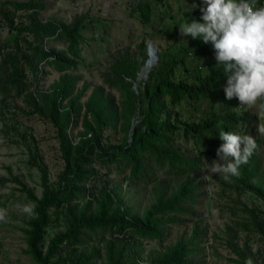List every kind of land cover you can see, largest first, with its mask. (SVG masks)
<instances>
[{
  "label": "rangeland",
  "instance_id": "1",
  "mask_svg": "<svg viewBox=\"0 0 264 264\" xmlns=\"http://www.w3.org/2000/svg\"><path fill=\"white\" fill-rule=\"evenodd\" d=\"M10 0H0V7L15 22H28L33 18L32 9L15 8ZM20 1V0H18ZM43 6L37 11V18L53 19L56 22L69 23L76 16H82L79 40V55L74 69L57 70L53 64L39 62L43 72L33 79L24 65L26 74L25 90L20 93L7 94L1 97L0 93V209L7 211L6 221L0 222V264H33L28 253L25 252L24 226L29 216L22 209L30 204L25 194L19 189V184L13 178L17 176L36 196L42 191L41 173L50 187L57 186L58 173L63 169L64 158L61 155L59 142L55 136L56 127L42 114L32 109V98L41 104L40 92L50 89L52 83L61 74L76 75L73 84L74 95L82 85L84 91L79 98L83 102L92 89L102 86V95L109 93L113 104L120 107L121 94L115 86H110L105 78L110 70L109 66L116 57L125 52L135 57L138 62L134 76L124 75V79L131 83L134 92H139L144 82L148 80V73L155 66L157 59L154 49V60L146 69V56L149 49L155 46L158 49H167L178 56L184 54L182 45H186L187 37L181 36V26L186 12L194 16L199 13L191 6L194 0H42ZM139 2H146L149 7V17L143 22L139 17ZM188 17V16H187ZM36 18V17H35ZM0 22L3 20L0 18ZM4 23H0V42L11 43L10 36ZM18 38L19 45H26L32 41L29 32H21ZM148 41H151V46ZM144 43L140 48L138 43ZM43 45L47 49L57 48L68 55L67 42L64 37L44 38ZM147 46V50H146ZM144 51V59H140L139 52ZM186 60V65L195 70L194 64L199 63L197 69H204L205 63L196 56L195 51ZM200 60V61H199ZM145 62V63H144ZM138 71V72H137ZM137 73V76L135 77ZM226 84L218 83V88H225ZM225 94V93H224ZM225 96V95H224ZM229 99L214 96L206 100H181L175 104L181 120L191 122L209 115L211 112L222 113L226 109L235 107ZM65 99L61 100L63 104ZM259 103V102H258ZM138 105V102H136ZM107 106V104H106ZM82 107L76 121L68 123L66 132L72 144L89 133L82 126ZM255 116L256 126L248 124V134L257 141V154L260 173L264 163V117L257 115L256 108L249 110ZM89 119V114L86 115ZM137 108L132 113L127 131L124 120L117 117L114 123H106L101 127V142L103 146H115L128 137L133 125L138 119ZM216 127V126H214ZM213 127V128H214ZM217 128V127H216ZM218 129V128H217ZM239 134L242 133V127ZM223 142L218 139L207 138L206 133L198 137L184 136L181 132L173 137L172 145L187 156H194L201 160L200 169L195 173V180H199L198 195L192 208L194 214H184V220L170 225L169 232L162 242L156 239H140L138 257L133 252L132 236L128 231L118 233L108 229H85L77 241L65 240L59 243L51 264H79L77 258L81 255H91L87 262L104 264L106 250L111 249L115 256L121 255L123 260L136 258L138 262H145L153 253L163 249L166 244L173 243L178 236H186L193 221L206 229L201 249L196 254L203 264H246L251 259L252 264H264V244L259 233L246 228L242 221L248 216L242 211V205L262 210L264 202L256 198L248 190L239 195L235 189L226 187L222 176L209 173V165L217 160L216 150ZM91 173L81 185V191L76 193L70 201L61 202L49 208V220L45 226L42 245L46 247L51 236L63 231L69 220L84 210L92 213L99 198L101 188L113 189L121 206H129L130 212L139 214L151 201L152 193L148 185H141L128 175L127 169L120 170V164L108 162L96 154L90 155ZM207 163V164H206ZM209 164V165H208ZM232 245L237 249L234 251ZM98 248V249H97ZM94 249L97 253L92 255Z\"/></svg>",
  "mask_w": 264,
  "mask_h": 264
},
{
  "label": "trees",
  "instance_id": "2",
  "mask_svg": "<svg viewBox=\"0 0 264 264\" xmlns=\"http://www.w3.org/2000/svg\"><path fill=\"white\" fill-rule=\"evenodd\" d=\"M199 13L194 16L186 12L185 20L191 23L202 20L201 7H205L202 0H194ZM15 8L32 9L30 15L34 17L28 22H15L9 18L0 7V18L3 20L10 36L11 43L0 42V93H20L25 90L24 65L31 76L36 78L43 72L39 62L51 63L57 70L74 69L77 63L81 39L80 27L82 16H76L69 23L56 22L46 18H37V11L44 5L42 0H10ZM139 17L145 22L149 17V7L146 2H139ZM188 16V17H187ZM36 17V18H35ZM29 32L32 41H26L25 47L19 45L21 32ZM64 37L67 42L66 55L63 51L44 47V38ZM143 47L144 43L139 42ZM182 56L167 49L157 48V62L148 73V80L144 82L139 92H134L131 83L124 79V75L132 77L138 66L135 57L125 52L114 59L109 66V74L105 81L115 86L121 94L120 107L113 104L110 95H102V86H95L87 98L80 102L85 85L74 94L73 84L76 75L63 73L52 83L49 90L40 92L41 104L32 98V109L47 118L55 127L61 155L64 158L63 169L58 173L57 186L50 187L41 173L42 191L36 196L17 176H13L19 184V189L25 194L30 204L34 206V215L25 219L24 240L25 252L28 253L33 264H51L59 243L65 240L77 241L85 229H108L123 233L128 231L133 238L131 246L136 257L140 251V239H156L162 242L169 232L170 225L184 220V214L192 215L195 211L193 203L199 194L197 189L199 180H195V173L200 169L201 160L194 156H187L178 151L173 145V137L178 133L184 136L198 137L206 133L207 138L219 139L221 130L245 135L248 124L256 126L255 116L249 111L242 112L235 108L224 110L222 113L211 112L209 115L188 122L181 120L174 108L181 100H206L214 96L225 97L224 89L218 88V83L226 84L223 65L217 66L216 52L213 45L204 43L201 39L187 36V44L182 45ZM147 50V46H146ZM194 50L196 56L205 63L206 69H197L199 63L194 64L195 70L186 65V60ZM146 54V53H145ZM144 51L140 50V59H144ZM192 57V56H191ZM148 56L145 58V62ZM144 62V63H145ZM196 66V67H195ZM138 72V71H137ZM137 76V73L135 77ZM65 99L62 104L61 100ZM230 104L235 107L238 99L233 97ZM138 102V105H136ZM107 104V106H106ZM84 107L82 126L88 135L80 137L75 144L70 142L66 127L73 124ZM137 108L138 119L130 134L115 146H103L101 142V127L106 123H114L117 117L124 120L125 130L129 119ZM89 114L88 119L86 115ZM216 126V127H214ZM214 127V128H213ZM248 135V134H246ZM257 144L259 137L254 138ZM223 142V141H221ZM258 146V144H257ZM255 149L247 164L240 166L239 177H230L223 181L230 189H235L237 195L248 190L256 198L264 202V163L260 173L258 154ZM91 154L105 158L108 162L120 164V170L127 169L128 175L141 185H148L152 193V201L139 214L131 213L129 206H121L117 193L113 189L101 188L99 198L92 213L84 210L72 217L63 231L54 233L43 248L42 238L45 226L49 220V208L61 202H68L81 191V185L91 173L89 166ZM242 211L248 216L242 221L246 228L259 233L264 244V206L257 210L254 206L242 205ZM206 229L193 221L186 236H178L171 244L156 251L145 262H138L136 258L123 260L121 255H113L107 248L104 264H203L196 256L201 249L200 241ZM98 249V248H97ZM94 249L93 254L97 253ZM232 249H237L232 245ZM91 255H81L77 258L79 264H95L87 262Z\"/></svg>",
  "mask_w": 264,
  "mask_h": 264
},
{
  "label": "clouds",
  "instance_id": "3",
  "mask_svg": "<svg viewBox=\"0 0 264 264\" xmlns=\"http://www.w3.org/2000/svg\"><path fill=\"white\" fill-rule=\"evenodd\" d=\"M202 3L204 23L195 20L188 23L184 18L180 35L210 42L217 66L223 65L227 78L225 98L236 97L240 102L237 109L246 112L256 108L257 115L264 117V7H257L256 0H202ZM191 7L198 5L194 3ZM219 139L223 143L216 150L218 159L208 164L209 173L229 181L230 177H239L240 166L249 162L257 144L250 135L224 130L220 131ZM22 211L35 214L32 205H25ZM6 217L7 211L0 209V222L6 221ZM246 264H252L251 259Z\"/></svg>",
  "mask_w": 264,
  "mask_h": 264
},
{
  "label": "bare ground",
  "instance_id": "4",
  "mask_svg": "<svg viewBox=\"0 0 264 264\" xmlns=\"http://www.w3.org/2000/svg\"><path fill=\"white\" fill-rule=\"evenodd\" d=\"M150 44V43H149ZM151 46H152V44H150ZM152 49H154V51H155V53H156V48H155V46H152V47H150V49H149V56H148V61H147V66H146V69L148 68V67H150V65L152 64V62H153V60H154V51L152 50Z\"/></svg>",
  "mask_w": 264,
  "mask_h": 264
},
{
  "label": "built area",
  "instance_id": "5",
  "mask_svg": "<svg viewBox=\"0 0 264 264\" xmlns=\"http://www.w3.org/2000/svg\"><path fill=\"white\" fill-rule=\"evenodd\" d=\"M257 7H264V0H256Z\"/></svg>",
  "mask_w": 264,
  "mask_h": 264
},
{
  "label": "water",
  "instance_id": "6",
  "mask_svg": "<svg viewBox=\"0 0 264 264\" xmlns=\"http://www.w3.org/2000/svg\"><path fill=\"white\" fill-rule=\"evenodd\" d=\"M148 43L153 45V43L151 41H148ZM157 57H158V54H157V51H156V59H157Z\"/></svg>",
  "mask_w": 264,
  "mask_h": 264
}]
</instances>
